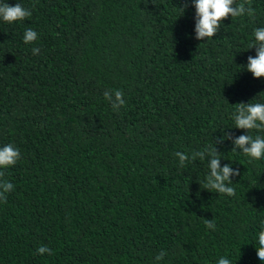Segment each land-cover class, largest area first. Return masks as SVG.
<instances>
[{"label": "trees", "instance_id": "1", "mask_svg": "<svg viewBox=\"0 0 264 264\" xmlns=\"http://www.w3.org/2000/svg\"><path fill=\"white\" fill-rule=\"evenodd\" d=\"M251 2L254 19L229 16L197 40L194 0H0L32 12L0 19V147L20 152L0 168L14 185L0 264H264V158L232 151L247 134L234 105L264 103V78L241 68L264 27V0ZM116 90L118 111L104 96ZM207 145L239 169L234 196L203 187L211 157L191 155Z\"/></svg>", "mask_w": 264, "mask_h": 264}, {"label": "clouds", "instance_id": "2", "mask_svg": "<svg viewBox=\"0 0 264 264\" xmlns=\"http://www.w3.org/2000/svg\"><path fill=\"white\" fill-rule=\"evenodd\" d=\"M194 6L196 9V16L198 22L196 24V39L204 40L205 38L211 39L220 30L221 23L229 16L231 18L243 17L247 15L249 18H255V9L252 7L251 0H241L237 3V0H194ZM186 7V5H185ZM183 9V8H182ZM184 11V9H183ZM32 12L25 8L22 4L16 3L11 5L9 3H0V19L9 24L16 21H23L30 17ZM254 42L250 43L248 49L256 47V56L248 57L246 70L251 72L256 79L264 78V27H257L253 30ZM38 38V33L33 29H26L24 32V43L29 44L34 42ZM39 48H33V55L39 53ZM105 99L112 101V107L114 110H119L121 106L125 104L123 99V92L116 90L113 94L105 93ZM235 110L232 113V119L235 123V128L246 130L247 134L240 135L233 140L234 148L232 151L239 149L244 155L250 157L252 160H259L264 158V134H257L255 136L248 134L250 130H257L258 133H264V103L260 102H248L237 103L234 105ZM231 139V137L225 133L221 137V141ZM205 152L211 157L207 167L209 172L206 176L204 188L209 191H214L219 194H226L227 196L235 195V188L230 177L239 176V169L235 171L230 165H225L220 168V154L217 153L214 145H207L202 150L193 152L191 159L195 160L199 158L201 161L204 159ZM175 156L179 157L181 166L185 161L189 160L188 155L176 152ZM20 159V152L18 148H15L12 144L4 145L0 147V168H8L14 166ZM4 175L0 172V177ZM0 187L4 189L0 192V200L6 202L4 193L12 190L14 185L8 181L0 183ZM206 227L209 229H215L214 221L206 220ZM38 254L48 253L51 254V249L46 246H41L37 249ZM257 257L260 261L264 262V222H262L261 230L258 233V246L256 247ZM167 255L166 252L161 251L155 259L160 261ZM217 264H231V261L227 257H221Z\"/></svg>", "mask_w": 264, "mask_h": 264}]
</instances>
